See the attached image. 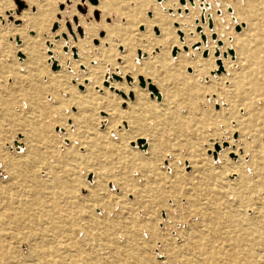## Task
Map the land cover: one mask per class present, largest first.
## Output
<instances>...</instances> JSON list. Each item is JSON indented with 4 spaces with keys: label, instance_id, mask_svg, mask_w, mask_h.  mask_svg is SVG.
<instances>
[{
    "label": "rangeland",
    "instance_id": "rangeland-1",
    "mask_svg": "<svg viewBox=\"0 0 264 264\" xmlns=\"http://www.w3.org/2000/svg\"><path fill=\"white\" fill-rule=\"evenodd\" d=\"M20 1L21 7L15 0H0V185L49 192L38 193L46 211L49 205H58L78 219V225L93 216L97 225L87 224L89 232L113 239L114 246V250L97 249L99 264L124 263L121 236L129 235L124 221L131 222L133 239L149 264H264V156L255 158L250 150L257 143L264 145V3L258 7L261 14L245 19L231 5L210 11L212 0L203 5L199 0L206 19L205 42L197 31L202 25L201 13L189 16L179 0H168L174 3L171 9L168 1L154 0L164 26H151V37L144 34L149 29L138 23L139 18L129 19L134 38L127 59L136 68L145 67L165 78L173 102L168 107L160 105V95V100L156 97L152 104L126 111L108 125L102 120L107 118L104 109L89 106L91 98L81 96L84 84L91 81L85 74L97 63H88V68L79 61V54L73 56L71 46L76 36H84L80 19L108 24L117 14L102 16L96 8L90 13L88 0ZM246 1L238 0L241 6ZM154 11L150 4L141 11L142 18L156 19ZM21 13L37 15L42 21V30L24 31L28 43L20 32L13 31L24 20ZM208 14L214 24L218 21L226 27L225 37L215 32L216 39L211 38ZM171 15L188 16L186 33L168 19ZM236 25L241 27L239 32ZM154 27L163 32L155 34ZM171 29L180 49L170 47L173 36L167 32ZM237 34L248 48L259 47L252 60L244 61L236 53L231 39ZM104 36L105 30L100 28L91 41L93 53L99 51L97 40ZM196 42L202 46L200 51L191 47ZM24 47L32 51L31 59L26 58ZM122 49L118 46L115 52ZM228 49L234 50L233 59L229 54L223 57ZM196 55L208 62L199 79L192 76L191 65L184 67L185 59ZM146 59L150 63L144 65ZM218 59L223 67L219 74L215 73ZM120 61L116 56L115 62ZM57 64L64 65L66 76L56 74L61 70ZM26 70L30 80L22 77ZM143 76L137 75L139 88H144L139 77L148 79ZM95 80L90 86L93 94L106 95L118 111H124L127 103L121 89L110 86L122 79L111 65L102 66ZM139 139L145 141V149L139 147ZM147 142L153 147L151 154L145 152ZM121 155H126V163ZM201 159L204 164L198 169L204 171L205 180H190V162ZM27 160L30 163L24 165ZM226 169L235 172L224 176ZM95 170L103 174L98 184L93 183ZM9 172L16 178L9 177ZM225 177L231 181L227 188L220 186ZM193 183L201 195L195 194ZM72 205L79 207L77 215ZM1 244L0 264H10V259L26 252L23 243L14 249L8 241ZM172 252L177 258L167 261Z\"/></svg>",
    "mask_w": 264,
    "mask_h": 264
},
{
    "label": "bare ground",
    "instance_id": "bare-ground-1",
    "mask_svg": "<svg viewBox=\"0 0 264 264\" xmlns=\"http://www.w3.org/2000/svg\"><path fill=\"white\" fill-rule=\"evenodd\" d=\"M28 1L32 2L33 0H28ZM157 1L160 2L162 0H157ZM198 1L199 0H186V1L179 0L180 4L182 5H184L186 2V5L181 7L184 10H187L186 13L189 14V16L191 17L198 16L202 11V9L199 7ZM200 1H201L200 2L201 5L204 3L205 0L203 2L202 0ZM211 2L212 5L210 6V11H214L221 7L224 8L226 5H231L233 7L235 14L239 18L242 17L246 19V16L261 14L258 7L261 5V3L262 4L264 3V0H247L243 6H241L238 0H212ZM150 4L153 6L155 10L153 12L154 13L153 17L156 19L153 20L143 19L142 18L143 15L141 11H145L146 7L149 6ZM172 4L174 3L171 1H168L167 3L168 6L170 5L169 6L170 8L172 7L171 6ZM94 8L100 10L102 16L111 15L112 12H115L117 15L114 19H112L111 23L108 24H105L104 21H102V24H98L95 22L84 23L82 19H80V23L83 26L84 36L83 38L80 37L79 39L76 36L77 40L74 43V46L77 48V50L74 49V46H71V51L74 57H76V54L77 55L79 54L78 55L79 61L81 63H84L87 67H88V63L90 62L97 63V65L94 66L93 68L88 67L90 69L87 71L85 76L90 77L91 81L89 84H84V91H83L84 93L81 96L84 98L86 95H88L91 98V102L89 103V106L95 109H101V108L104 109L107 118L103 117L102 120L106 121L108 125H110L113 122L114 120L113 118H117V117L118 119L120 117L122 118L123 114L126 111H133L136 108L154 103L157 94L159 96L160 95L162 96L161 100L160 97L159 98L157 97V99L160 100L159 104L164 107L165 106L168 107V105H170L173 102V99L171 95L172 92L170 90L169 85L165 82V78L163 77L160 78L157 75H154L153 72L147 70V68L145 67L136 68L135 66L132 65L130 60L127 59L125 55L130 53V47L132 45L130 39L134 38L132 33L133 31L132 32L130 31L131 24L129 19H132V17L134 19L139 18L138 23L140 22V25L142 23H145L147 29H149V31L144 32V34L148 35L147 37H151L150 34L152 35V33H150L151 26H156L159 24H161L162 27L164 26L163 25L164 17L161 16L162 14H160L157 5L155 4V1L154 0H97V3L93 5L91 3L89 5V12L90 13L93 12ZM182 8L177 9V11L181 12ZM227 10L228 12H232V8L230 7H228ZM217 13H219V11ZM95 14L97 15V13ZM122 15H124L125 20H122L121 17ZM20 16H22L24 20L23 22L21 21V25H19V27L14 28L13 31L15 32L18 31V33L20 32V35L22 37L21 39L24 42L27 40V37H25L24 35V31L28 29L30 31L36 30V32L42 30V21L39 19V17H37V15H33V14L21 13ZM168 19L172 22L173 21L175 22L174 26L176 27L179 26V28L182 29L183 32L186 31L184 30V27L186 24L187 25L189 24L188 16L178 17L176 15H171ZM201 20L204 21V23L201 22L202 23L201 30L200 27H198L197 31L200 33L203 42H205L206 41L205 32H207L205 26L206 19L202 17ZM207 20H208L207 21L208 29L212 30L211 38L213 40L216 39L215 32L218 34V37H225L227 35V29L225 26H223L218 21H215L214 24L212 17L211 18L208 17ZM209 21L212 22V27H209ZM236 26L239 27V30L235 28L236 29L235 31L239 32L241 27L244 26V24H242L241 27L239 25ZM100 28L105 30V36L97 40L98 48L96 49L99 51L97 53H93L91 41L92 39L97 38V34ZM154 30H155V34H159L160 31L163 32V28H160L158 30V28L154 27ZM78 31L82 32V30L79 28ZM177 32L180 38H182V31L178 30ZM167 35L169 37L173 36V38L171 39L168 38L170 47L173 48L178 47V49H180L182 45L177 42L176 36L174 35V30L171 29L170 31H168ZM212 35L214 37H212ZM239 36L240 34L234 35L231 39L232 41L231 44L235 46L236 53L239 56H241L244 61L252 60L254 55L258 54L259 47L248 48L246 42H244L243 37H239ZM195 39H198V35L195 37ZM26 43L28 42L26 41ZM218 45H222V42L218 41ZM224 45L229 46V42L225 41ZM118 46L122 47L123 49L121 52L116 53L115 50ZM193 46H195V48H197L198 51L202 49V46H199V42H196V44L191 45L192 49ZM173 48H172V52H174L175 54H172V52L171 54L172 56H175L176 49ZM189 48L190 47H187V49ZM25 50H26V54H25L26 58L31 59L32 51L29 50V48H25ZM232 52L233 53L230 54L228 49L227 53L225 52L223 53V57L226 58L227 54H229L233 59L234 50H232ZM204 53L206 54V52ZM116 56L121 57V61L119 63L115 62ZM179 56H181V52H179L178 57ZM215 56L216 57L219 56V51L216 50ZM148 62L150 63V61L146 59L144 65H146ZM184 62H185L184 67L187 65L189 66L191 65L193 67L194 73L192 76L196 77L197 79H199L200 76H202V74L206 71V68L208 66V62L198 59L197 55L196 58L189 57L188 59H185ZM216 64L218 65V69L215 71V73L219 74L220 71L223 70V67L219 59L216 60ZM110 65L111 68H113V70H115L118 73V76L122 79L121 83H112L113 85L111 84L110 86H115L113 87L115 90L117 87L121 89L119 90V93L122 95L121 97L127 103L126 104L127 107L124 111H118L116 109V104H112V101L114 100L112 99L110 100L108 97H105L106 95L100 97L95 96L92 92L93 90L92 87H90L96 83L95 79L97 77L99 69H101L102 66L110 67ZM57 66H60L61 70L58 71V73L56 74L66 76V72H63L62 70L65 68L64 65L57 64ZM211 67L213 68L214 66L212 65ZM53 69H56V66H53ZM23 73H25L24 76L22 75L23 79H28V80L31 79L29 70L28 71L26 70ZM128 73H130V75ZM138 74H143L145 77H148V79L149 78L151 79V81H148V79L144 78L145 81L144 83L142 77H139L140 85L142 83L141 86H143L144 88L138 87V77H137ZM211 74H214V71L211 72ZM192 76L187 78H191ZM93 77L94 79H92ZM127 78L131 79V82H127L128 81ZM86 79L87 77H85V80ZM151 85L153 86L155 85L157 92L156 94L151 91L150 94L152 99L149 98V90H151L150 89ZM109 127L110 126H107L106 128L109 129ZM22 140H25L26 143V139H22ZM254 140L255 142H257L259 139L258 140L254 139ZM138 145L140 148L143 149L146 148V143L143 139L138 140ZM147 145L148 147L145 152L147 154H151L153 152V147L150 146V143L148 142ZM249 147L251 146L249 145ZM238 149H235L234 151H237ZM250 150H251V154L255 158L258 156H264V145L262 146L257 143V145L256 144L252 145ZM19 153L21 154V152ZM119 158L122 160L123 163L124 162L126 163L128 161L126 160V155L125 156L121 155ZM240 158L238 159V161L241 160ZM29 163L30 160H27V162L24 163V165ZM196 163L190 162L192 166L191 167L192 173L189 179L190 180L201 179L204 181L205 173L204 171H202L201 168L198 169V167L204 164V160L202 159L199 161L197 160ZM230 172H235V171L232 169H226L223 172V174L225 176L227 173ZM102 175L103 174L100 172V170H95L93 173V183L98 184L102 180ZM236 175L238 177V174ZM8 176L11 177L12 179L16 178L15 174L12 172H9ZM220 183H222L220 186H222L223 188H227L231 185V181L226 179V177ZM190 185L192 186V184ZM192 189H194L193 190L194 192H197L195 194L201 195L199 194L200 188H198V186H194V183ZM38 193L39 194L42 193L43 195L49 194V192L42 190L35 191L32 188H23V189L19 188L17 190L15 187H6L0 185V208L4 209L5 211L0 213V246L3 247V244L1 243L2 241L5 240L8 241L10 244H12L11 247L13 249L17 248L22 243L25 244L26 247L25 254L23 251V254L18 255L16 259L13 260L10 259L9 260L10 264H99L97 262L98 259L96 257L98 248L101 247V248H106V249L109 248L111 250H114L113 248L114 246L112 245L113 239L110 241L108 239H104L101 235L100 236L97 235L96 232L91 231L92 234L89 232L88 230L89 223L91 221L96 223L95 222L96 220L93 216L87 220L83 219L81 221L82 224L78 225L79 224L78 219L74 218L68 210L62 211V207H59L58 205H54V206L49 205L48 207L50 208L47 209L46 211L45 209L46 206L43 203V201L39 199L40 196L38 195ZM71 208L74 214L77 215L79 212V207L72 205ZM87 208L91 209L90 207ZM140 216L142 215L140 214ZM123 223H124L123 227L127 228L126 232L129 234L128 237L126 235L121 236V240L123 242L122 251L125 253L123 264H149L148 258L145 257L142 254V252H139L141 250V247L136 245V242L133 239L135 232L132 231L131 229L132 228L131 222L127 223V221L126 222L124 221ZM80 233H85V234L81 236L82 234ZM93 245L95 246V249H93L92 247ZM177 256L178 254H176V252H172L166 257V259L167 261L169 260L173 261L174 259L177 258Z\"/></svg>",
    "mask_w": 264,
    "mask_h": 264
},
{
    "label": "water",
    "instance_id": "water-1",
    "mask_svg": "<svg viewBox=\"0 0 264 264\" xmlns=\"http://www.w3.org/2000/svg\"><path fill=\"white\" fill-rule=\"evenodd\" d=\"M15 1H16V3L18 4V6H20V7L24 5L20 0H15ZM89 1H90L92 4L97 3V0H89ZM181 2H183V1H181ZM54 26H56V24H55ZM209 27H212V22H211V21H209ZM236 29L238 30L239 27L236 26ZM212 37H214V36L212 35ZM229 52H230V54L233 53L231 49H229ZM172 54H175V53L172 52ZM141 85H142V83H141ZM150 89H151L152 92H154V93L157 94V92H156V88H155L153 85L150 86ZM157 97L159 98L160 96L157 94Z\"/></svg>",
    "mask_w": 264,
    "mask_h": 264
},
{
    "label": "flooded vegetation",
    "instance_id": "flooded-vegetation-1",
    "mask_svg": "<svg viewBox=\"0 0 264 264\" xmlns=\"http://www.w3.org/2000/svg\"><path fill=\"white\" fill-rule=\"evenodd\" d=\"M167 0H162V1H160V3H162V2H166ZM186 1V0H185ZM202 1H204V0H202ZM192 3H193V1H192ZM186 5V2H185V4L184 5H181L182 7L183 6H185ZM203 5V4H202ZM201 8H203L202 6H200ZM207 8H209V7H207ZM171 9V8H170ZM177 9H180V7H178ZM94 12V11H93ZM221 12L219 11V13L218 14H220ZM153 15V14H152ZM200 17L202 18V17H204L205 18V16H204V11L202 10V12H201V14H200ZM208 17H209V15H208ZM209 18H211V16L209 17ZM208 19V18H207ZM208 21V20H207ZM201 22L202 23H204V21H202L201 20ZM208 23V22H207ZM198 27H200V29H201V26H198Z\"/></svg>",
    "mask_w": 264,
    "mask_h": 264
}]
</instances>
